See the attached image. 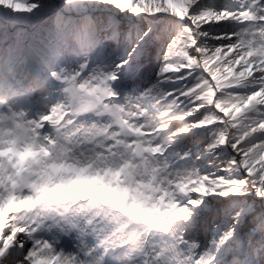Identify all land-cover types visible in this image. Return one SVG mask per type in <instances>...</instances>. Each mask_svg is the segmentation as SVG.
<instances>
[{
    "label": "snow or ice",
    "instance_id": "snow-or-ice-1",
    "mask_svg": "<svg viewBox=\"0 0 264 264\" xmlns=\"http://www.w3.org/2000/svg\"><path fill=\"white\" fill-rule=\"evenodd\" d=\"M0 264H264V0H0Z\"/></svg>",
    "mask_w": 264,
    "mask_h": 264
},
{
    "label": "rangeland",
    "instance_id": "rangeland-1",
    "mask_svg": "<svg viewBox=\"0 0 264 264\" xmlns=\"http://www.w3.org/2000/svg\"><path fill=\"white\" fill-rule=\"evenodd\" d=\"M217 2H222V0H217ZM155 61H153V63H154Z\"/></svg>",
    "mask_w": 264,
    "mask_h": 264
}]
</instances>
